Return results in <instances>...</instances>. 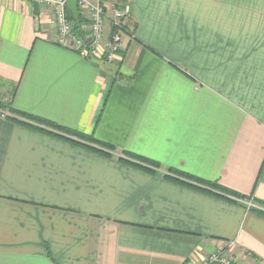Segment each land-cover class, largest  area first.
<instances>
[{
  "label": "crops",
  "instance_id": "1",
  "mask_svg": "<svg viewBox=\"0 0 264 264\" xmlns=\"http://www.w3.org/2000/svg\"><path fill=\"white\" fill-rule=\"evenodd\" d=\"M92 1L130 6L120 64L58 45L49 9L0 0L1 96L114 148L0 115V264H200L229 243L236 264H264V215L243 204L264 205V0Z\"/></svg>",
  "mask_w": 264,
  "mask_h": 264
},
{
  "label": "built area",
  "instance_id": "2",
  "mask_svg": "<svg viewBox=\"0 0 264 264\" xmlns=\"http://www.w3.org/2000/svg\"><path fill=\"white\" fill-rule=\"evenodd\" d=\"M25 1L49 9L56 26L57 44L73 50L86 61L121 63L123 58L120 53L125 51L126 39H132L134 36L128 25L130 16L128 3H115L105 7L92 0H77L78 17L83 20L81 34H78L74 32L75 24L67 19L65 7L67 0ZM243 204L247 210L264 213V207L252 200L244 201ZM233 248V243L219 247L200 264H236L230 256Z\"/></svg>",
  "mask_w": 264,
  "mask_h": 264
},
{
  "label": "trees",
  "instance_id": "3",
  "mask_svg": "<svg viewBox=\"0 0 264 264\" xmlns=\"http://www.w3.org/2000/svg\"><path fill=\"white\" fill-rule=\"evenodd\" d=\"M67 19L69 21H71L67 15ZM79 21H80V25H81V31H82V26H83V20L79 17ZM74 32L81 34L78 29L76 28V26H74ZM125 51L120 53L121 58L124 57ZM120 64V63H119ZM117 65V64H116ZM13 87L10 89H8V91H6V93L4 94V96H0V115H5V118L11 120V121H16L14 119V116H18L19 118L25 119L28 122H30L31 124H36L38 126H42L44 128H49L52 131L55 132H59L63 135L66 136H70L75 138L76 140L80 141H72L75 145L94 152V153H98L102 156H109V154H107L104 150H109L112 151L114 150L113 147L100 143L98 141H96L95 139H93L91 136H86L84 134L66 129V128H62L57 126L56 124L44 120V119H40L37 117H32L23 113H20L16 110H14L11 107V103H10V98L8 97H12L13 95ZM8 96V97H7ZM22 125H25L27 127L33 128V129H37L39 131H43V132H52V131H45L43 129H40L39 127H35V125H31V124H26V123H22L19 121H16ZM57 136V134L55 135ZM94 146V147H92ZM103 149V150H102ZM121 155H123L124 157L128 158V159H123L120 158L118 159L119 162L127 165V166H131L134 168H138L148 174H155V171H153L152 169H160V166L151 160L136 156L134 154L125 152V151H121ZM163 177L173 183H177L179 185H183L185 187H188L190 189H193L195 191L198 192H202V193H206V194H210L212 196L215 197H220L223 199H226L228 201H233L231 199H229V197H226V195H230V196H237L234 193L230 192L229 190L221 187L218 185L217 181L214 182H209V181H204L202 179L193 177L191 175H188L186 173H183L181 171L175 170V169H167V172L165 175H163ZM264 207V205H261ZM254 211V210H253ZM257 213L263 214L262 212L259 211H255Z\"/></svg>",
  "mask_w": 264,
  "mask_h": 264
},
{
  "label": "water",
  "instance_id": "4",
  "mask_svg": "<svg viewBox=\"0 0 264 264\" xmlns=\"http://www.w3.org/2000/svg\"><path fill=\"white\" fill-rule=\"evenodd\" d=\"M66 13L69 19L75 24L78 31L81 33V26L78 17V10H77V0H67L66 1Z\"/></svg>",
  "mask_w": 264,
  "mask_h": 264
},
{
  "label": "rangeland",
  "instance_id": "5",
  "mask_svg": "<svg viewBox=\"0 0 264 264\" xmlns=\"http://www.w3.org/2000/svg\"><path fill=\"white\" fill-rule=\"evenodd\" d=\"M109 8V7H108ZM2 92H3V90H1V88H0V96H1V94H2ZM5 92V91H4ZM8 97V96H7Z\"/></svg>",
  "mask_w": 264,
  "mask_h": 264
}]
</instances>
